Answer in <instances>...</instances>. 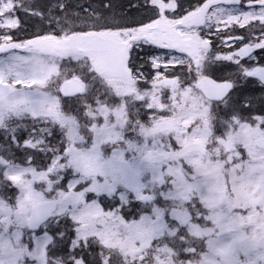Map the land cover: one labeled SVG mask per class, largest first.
Here are the masks:
<instances>
[{
  "label": "snow or ice",
  "instance_id": "snow-or-ice-1",
  "mask_svg": "<svg viewBox=\"0 0 264 264\" xmlns=\"http://www.w3.org/2000/svg\"><path fill=\"white\" fill-rule=\"evenodd\" d=\"M131 7L146 17L0 0V151L33 150L26 166L0 156V264H264V95L209 71L232 62L264 87V0ZM18 12L51 30L20 40Z\"/></svg>",
  "mask_w": 264,
  "mask_h": 264
},
{
  "label": "flooded vegetation",
  "instance_id": "flooded-vegetation-1",
  "mask_svg": "<svg viewBox=\"0 0 264 264\" xmlns=\"http://www.w3.org/2000/svg\"><path fill=\"white\" fill-rule=\"evenodd\" d=\"M77 1L78 0H31V3L41 10L47 11L49 8H53V10L55 11L54 6L59 4V3L64 2L67 4H71V5H76ZM178 2L187 7L190 5H195V4L201 3L202 0H200V1L199 0H178ZM244 7L246 9V5ZM177 10L179 11V9H177ZM130 12L139 15L140 10H135V11L132 10ZM16 15L21 17V21L23 24V31L19 33V37H18L20 40H23L26 38H31L34 35L44 33V32L51 30L49 24L47 22H41L38 17L27 15L24 12H18ZM253 23H258V22L254 21ZM244 29L245 28H236V29H234V31L237 35L245 36V34L247 32H245L246 30H244ZM0 31H2V30H0ZM228 31H233V29L230 28V29H228ZM211 39L213 41L215 51H219L222 53H228V52L233 50L232 48L226 47V46L222 45L220 42H218L217 38L215 36H212ZM246 40H247V37L245 36V42H246ZM235 47H239V45L237 44V45H235ZM146 50H147V48H146ZM154 51H156V50H154ZM2 55L3 54H1L0 56H2ZM141 55L143 56L144 53H141ZM254 55L257 56L258 61L264 60V50H257L254 53ZM248 62L256 64L257 66H261L256 61L250 62L246 59L241 60V63H248ZM221 64H227V66L229 67V63H227L225 61ZM218 66H219V62L213 64L211 66V68L209 69V71L212 72L211 69L218 68ZM233 75H236L233 79L228 78V77L222 78V79L218 78L216 76H211V77L214 79H217L218 81L223 80V79H230V80H237L238 79L237 81H240V83L244 84V89H243L244 92L254 93L257 98L264 95V87H262L258 81H255L254 78H250L246 83L244 81L240 80L239 76L236 74V66L234 67V74ZM254 115H261V114L254 113ZM25 123H27V121H25ZM26 135L27 134L22 132V131L18 132L19 138H25ZM58 136H59L58 133L56 132V130H54L53 136L49 137V140L52 142H55L58 139ZM0 145L7 147V145L5 144V136H4L2 131H0ZM17 151H19L20 153H23V152L30 153L33 150L20 149V148H17L15 145H12L8 152H5V151H0V152H1L2 156L8 157L7 154L13 155V154H16ZM245 154H246V151H244V153H243L244 158H246ZM41 155L42 154H37V157L39 160L37 159V161L35 162V166H37L38 168H43L44 164L47 163V161L45 159L40 158ZM61 183H64V181H61ZM37 186L40 188L39 183ZM62 223H64V222H62ZM71 223H72L71 220L68 219L66 222V225L70 226ZM37 233H38V235H41V236L44 235V232L42 229H38ZM49 234H52V232L50 231ZM68 236L74 238V232L69 230ZM54 251H55L57 256L64 257L70 251V244L65 243V244L61 245L60 247L56 248Z\"/></svg>",
  "mask_w": 264,
  "mask_h": 264
},
{
  "label": "rangeland",
  "instance_id": "rangeland-1",
  "mask_svg": "<svg viewBox=\"0 0 264 264\" xmlns=\"http://www.w3.org/2000/svg\"><path fill=\"white\" fill-rule=\"evenodd\" d=\"M90 1L91 0H82L81 2L90 3ZM130 1L131 0H111V8L109 10H105V11L109 12L111 15L116 16L117 18H119L121 16H128V14L131 12L125 10V8L122 5H125ZM96 3H98V4H96L95 6L99 7L101 0L96 1ZM142 3H143V1H142ZM130 8H132V7L130 6ZM132 14H134V13H132ZM133 18L136 20L142 19L138 14H134V17L128 16V19L124 22H131V20ZM248 27H251V25H249ZM248 27H246L244 29V30H246L245 32L248 31ZM257 31H258V29H257ZM225 62H227V61H225ZM252 62H254V61H252ZM221 63H223V62H219L218 68L211 69L212 72H210V75L216 76V77L221 78V79L227 78V77L233 79L236 76V75H233L234 74V67L236 65L232 62H227V63H229V67H228L227 64H221ZM242 64L247 65V64H249V62L248 63H242ZM236 68H237V66H236ZM169 76H171V72H169ZM256 113L257 114H264V113H260V112H256ZM56 132H57V130H56ZM58 135H59V133H58ZM30 153H32V152H30ZM7 155H8V157L13 158L15 163L20 164L21 166H26V152L20 153L19 151H17L16 154H13V155L7 154ZM245 155H247V154H245ZM0 156H2L1 152H0ZM5 157L8 158L7 156H5ZM37 159H38V157H37V155H35L31 161L33 166H35V162L37 161ZM37 185H36V187L39 189V187ZM7 191H8L9 195H12L13 193L17 192V190L15 188L8 189ZM93 195L94 194H89V199H91L93 197ZM99 202L101 203V207L104 208L105 211H109V210L114 211L116 208L119 207L118 199L112 200L111 198L100 197ZM133 203H137V201L133 200ZM133 203L131 205L127 206V210H125V209L120 210L121 215H123L124 219L127 221H131L133 219H139V215L141 214V209L143 208V206H141L138 203H137V205L133 206ZM110 206H112V207H110ZM39 236H41V235H39ZM41 237H43V235ZM33 246H34V242H33Z\"/></svg>",
  "mask_w": 264,
  "mask_h": 264
},
{
  "label": "trees",
  "instance_id": "trees-1",
  "mask_svg": "<svg viewBox=\"0 0 264 264\" xmlns=\"http://www.w3.org/2000/svg\"><path fill=\"white\" fill-rule=\"evenodd\" d=\"M134 205H137V203H133V206H134ZM141 206H143V205H141Z\"/></svg>",
  "mask_w": 264,
  "mask_h": 264
}]
</instances>
